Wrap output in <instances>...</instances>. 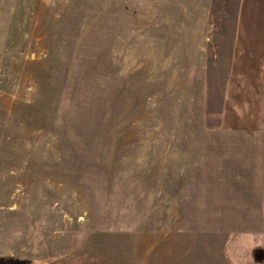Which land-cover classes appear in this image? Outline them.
<instances>
[{
  "label": "rangeland",
  "instance_id": "rangeland-1",
  "mask_svg": "<svg viewBox=\"0 0 264 264\" xmlns=\"http://www.w3.org/2000/svg\"><path fill=\"white\" fill-rule=\"evenodd\" d=\"M237 17L238 0H0V264H264Z\"/></svg>",
  "mask_w": 264,
  "mask_h": 264
},
{
  "label": "crops",
  "instance_id": "crops-1",
  "mask_svg": "<svg viewBox=\"0 0 264 264\" xmlns=\"http://www.w3.org/2000/svg\"><path fill=\"white\" fill-rule=\"evenodd\" d=\"M260 11L264 13V0H238L236 20L238 30L233 32L230 37L232 41L228 44L233 56L230 62L234 71L233 80L230 81H234V86L251 87V91L254 92L251 96L242 95L239 109H242L243 105L252 103L255 105L256 119L262 120L264 118V25L261 24L262 21L257 14ZM258 103L260 107H257ZM234 104L236 105V101ZM249 108L241 113L247 115L248 119L251 115L247 111L252 112Z\"/></svg>",
  "mask_w": 264,
  "mask_h": 264
},
{
  "label": "water",
  "instance_id": "water-1",
  "mask_svg": "<svg viewBox=\"0 0 264 264\" xmlns=\"http://www.w3.org/2000/svg\"><path fill=\"white\" fill-rule=\"evenodd\" d=\"M3 264H24V262L23 261H15V260H13V261H10L9 263H3Z\"/></svg>",
  "mask_w": 264,
  "mask_h": 264
}]
</instances>
